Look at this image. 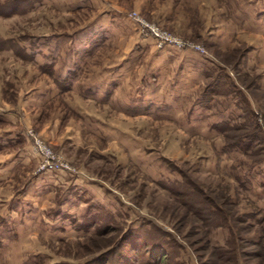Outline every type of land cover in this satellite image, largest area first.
I'll list each match as a JSON object with an SVG mask.
<instances>
[{"label":"rangeland","instance_id":"obj_1","mask_svg":"<svg viewBox=\"0 0 264 264\" xmlns=\"http://www.w3.org/2000/svg\"><path fill=\"white\" fill-rule=\"evenodd\" d=\"M234 247L264 264V0H0V264Z\"/></svg>","mask_w":264,"mask_h":264},{"label":"built area","instance_id":"obj_2","mask_svg":"<svg viewBox=\"0 0 264 264\" xmlns=\"http://www.w3.org/2000/svg\"><path fill=\"white\" fill-rule=\"evenodd\" d=\"M131 16L136 22H138L139 25H142L144 31H146L148 35L154 37L158 41V44L160 46L165 45V44L177 46L180 48L185 46L186 43L184 41L174 36L164 33L158 26L147 23L137 14L132 13ZM146 27L148 28V30L145 29ZM36 148L43 149V151L41 150L42 152L39 150L41 154L45 152L47 155H49V148L46 145L42 144L40 141L36 142ZM45 161L46 162L41 164L40 169L42 170H57V169H67L68 170L70 168L67 164L61 163L57 161L56 159L51 158L50 156H48V159Z\"/></svg>","mask_w":264,"mask_h":264},{"label":"trees","instance_id":"obj_3","mask_svg":"<svg viewBox=\"0 0 264 264\" xmlns=\"http://www.w3.org/2000/svg\"><path fill=\"white\" fill-rule=\"evenodd\" d=\"M246 150H248V149H245V151H246ZM249 150H250V149H249ZM246 152H248V151H246ZM171 191H172V190H171ZM211 206L214 208L213 205H211ZM206 208H207V206H206ZM209 211H210V210H209ZM235 251H236L235 247L232 248V249H229V250H224V251H222L223 253L221 254L220 259H221V260L223 259L224 263H220V264H238L237 261H238L239 259L237 258V255H238V257H239L240 254H239V252L236 253ZM232 253H233V254H232ZM234 253H235L236 257H235V255H234ZM225 257H226V258H225Z\"/></svg>","mask_w":264,"mask_h":264}]
</instances>
